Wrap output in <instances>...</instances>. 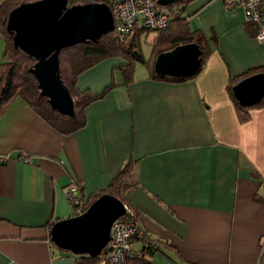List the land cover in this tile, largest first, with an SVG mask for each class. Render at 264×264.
I'll list each match as a JSON object with an SVG mask.
<instances>
[{
	"label": "crops",
	"instance_id": "crops-1",
	"mask_svg": "<svg viewBox=\"0 0 264 264\" xmlns=\"http://www.w3.org/2000/svg\"><path fill=\"white\" fill-rule=\"evenodd\" d=\"M221 3L173 6L208 42L189 79L150 78L144 66L124 83V60L105 57L74 85L96 94L114 85L85 106L84 124L68 134L20 96L0 107L7 157L0 163V264H73L79 255L57 248L48 233L71 216L64 188L74 183L86 198L126 161V205L157 244L143 257L149 264H264V102L236 109L226 90L229 76L264 72V42L239 7ZM140 245L130 242L132 250Z\"/></svg>",
	"mask_w": 264,
	"mask_h": 264
},
{
	"label": "water",
	"instance_id": "water-1",
	"mask_svg": "<svg viewBox=\"0 0 264 264\" xmlns=\"http://www.w3.org/2000/svg\"><path fill=\"white\" fill-rule=\"evenodd\" d=\"M176 0H156L168 5ZM181 1V0H178ZM5 29L14 46L34 59L30 71L40 95L53 110L73 114V104L67 87L59 77L58 52L67 45L85 40L95 41L112 31V15L103 1L68 6L66 0H34L20 3L9 10ZM195 43L176 44L155 54L153 70L158 75L187 77L199 64ZM232 95L243 106L257 104L264 96V74L252 73L231 87ZM121 200L111 194H101L87 204L78 215L59 218L50 224L51 243L72 254L97 256L107 239L109 226L123 212Z\"/></svg>",
	"mask_w": 264,
	"mask_h": 264
},
{
	"label": "trees",
	"instance_id": "trees-1",
	"mask_svg": "<svg viewBox=\"0 0 264 264\" xmlns=\"http://www.w3.org/2000/svg\"><path fill=\"white\" fill-rule=\"evenodd\" d=\"M30 0H1L0 1V40L2 42V61L0 62V107H4L6 102L14 96H20L29 107H31L48 125L55 130L57 129L62 134H68L75 131L84 124L85 115L84 108L92 100L103 96L104 92L108 91L114 83L107 84L99 93H90L87 90H78L75 87V80L78 73L90 68L105 57L119 56L124 60V63L119 66L122 76V82H127L131 79L133 67L136 62H141L146 67L150 78L157 80L168 79L169 81L186 80L189 77L195 76L200 70L206 60L209 52L208 42L204 38L202 32L199 30H192L188 25L187 19L184 16L174 14V4L181 5L185 0L173 1V3L166 4L168 12V26L162 30L155 31L153 40L150 43L149 56L144 58L139 51V32L147 30L137 21L133 27L123 38H118L113 31L101 34L95 41L85 40L74 45H67L61 48L58 52L59 77L67 90L73 104V114H60L56 109L53 110L47 103L45 96L40 95L34 76L30 71L34 59L31 55H27L18 46H14L11 41V35L5 29L6 17L9 10L14 8L17 4L25 3ZM34 1V0H31ZM87 1L99 2L103 1L107 4V0H66L68 6L75 5V3H86ZM159 9V5H157ZM161 10V9H160ZM250 22V21H248ZM252 24V22H250ZM253 25V24H252ZM255 26V25H254ZM255 30V29H254ZM256 32V31H255ZM195 43L199 50V66L194 74L187 77L168 76V74L158 75L153 70V58L155 54L162 52L165 49L173 48L176 44H183L187 42ZM254 67H250L238 76L228 77L226 83V90L233 105L236 109L250 108L253 105H260L264 102V96L257 104L249 107L243 106L234 99L231 87L238 82L239 79L250 76L252 73H261ZM264 74V72L262 71ZM130 161H126L119 167L115 177L111 178L105 188L95 189L87 194L84 207L91 203L95 197L101 194H111L126 203L125 194L128 190L126 178L130 169ZM148 243L149 251L151 253L157 249V244L144 238ZM73 264H102L101 256L91 257L88 254L79 255ZM125 264H149L148 259L130 258ZM188 264V262H185Z\"/></svg>",
	"mask_w": 264,
	"mask_h": 264
},
{
	"label": "built area",
	"instance_id": "built-area-1",
	"mask_svg": "<svg viewBox=\"0 0 264 264\" xmlns=\"http://www.w3.org/2000/svg\"><path fill=\"white\" fill-rule=\"evenodd\" d=\"M222 8L239 7L245 21L255 25L254 38L264 42V0H221ZM107 6L112 15V31L120 39L139 22L147 30H162L168 26V16L165 11L157 8L156 0H107ZM23 159L27 158L21 153ZM6 155L0 154V163L6 161ZM71 208V215L80 214L85 198L80 195L74 183L66 186L62 192ZM123 203V212L111 221L108 239L97 256L102 257V264H125L130 258L141 259L148 251V243L144 240V231L140 226L136 210ZM137 238L140 248L132 250L130 242Z\"/></svg>",
	"mask_w": 264,
	"mask_h": 264
},
{
	"label": "rangeland",
	"instance_id": "rangeland-1",
	"mask_svg": "<svg viewBox=\"0 0 264 264\" xmlns=\"http://www.w3.org/2000/svg\"><path fill=\"white\" fill-rule=\"evenodd\" d=\"M159 9H162L163 11L168 12V9L166 8L165 5H161L159 7ZM154 34H155V30H142V31L139 32V35H138V39H139V42H138L139 51H140L141 55L144 56V58H147L150 55L149 54V51H150V42H151L152 37H153ZM1 45L2 44L0 42V46ZM122 63H123V61H122ZM134 69H135V73L137 75L142 74V73H145V67H144V65L141 62H139V63L136 62L134 64Z\"/></svg>",
	"mask_w": 264,
	"mask_h": 264
}]
</instances>
